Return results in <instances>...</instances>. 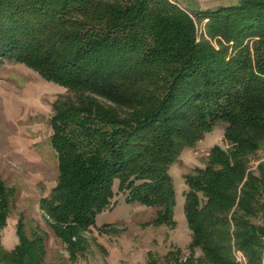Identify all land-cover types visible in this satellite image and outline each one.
<instances>
[{
	"label": "trees",
	"instance_id": "trees-1",
	"mask_svg": "<svg viewBox=\"0 0 264 264\" xmlns=\"http://www.w3.org/2000/svg\"><path fill=\"white\" fill-rule=\"evenodd\" d=\"M6 60L68 90L53 104L59 175L41 207L70 261L90 246L85 232L112 227L97 215L116 180L127 203L157 209L147 223L176 225L171 166L224 123L225 146L184 176L191 254L150 251L145 264L264 262V0H0ZM13 199L0 181V264H47L50 235L24 215L18 244L4 245Z\"/></svg>",
	"mask_w": 264,
	"mask_h": 264
},
{
	"label": "rangeland",
	"instance_id": "rangeland-1",
	"mask_svg": "<svg viewBox=\"0 0 264 264\" xmlns=\"http://www.w3.org/2000/svg\"><path fill=\"white\" fill-rule=\"evenodd\" d=\"M177 1L190 10H206L237 4L242 0ZM197 24L201 35L206 20ZM215 45L218 47L217 43ZM67 94L65 87L45 80L21 62L6 60L0 66V181L14 190L13 209L2 232L4 245L13 249L18 244L17 223L24 215L28 226L39 225L50 235L47 239V264H145L150 251L165 260L170 250L178 248L182 258H187L191 254L192 232L185 215L188 186L184 176L205 166L214 145L225 146V124L217 125L196 147L186 149L171 166L176 225L147 223L154 218L157 209L127 203V193L119 189V181L116 180L111 205L97 215L98 226L110 223L112 227L105 231L96 227L85 232L90 246L77 262H72L64 244L46 221L41 207L43 197L50 194L59 175L51 143L53 104ZM253 163V169H256L258 162ZM201 254L200 250L196 252L197 256ZM236 257L242 262L244 256L237 251Z\"/></svg>",
	"mask_w": 264,
	"mask_h": 264
}]
</instances>
